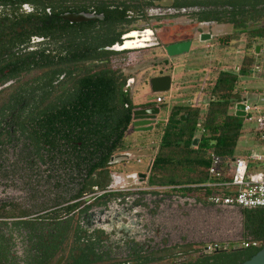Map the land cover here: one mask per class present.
I'll use <instances>...</instances> for the list:
<instances>
[{"label":"flooded vegetation","instance_id":"af4514ba","mask_svg":"<svg viewBox=\"0 0 264 264\" xmlns=\"http://www.w3.org/2000/svg\"><path fill=\"white\" fill-rule=\"evenodd\" d=\"M259 41L264 44V0H0V122L12 124V132L14 123L21 125L31 115L38 186L70 187L76 184L71 172L95 171L99 180L93 186L108 188L83 197L68 214L53 210L75 200L38 212V217L60 222L46 224L33 241L69 248L77 236L74 257L84 253L86 264L157 261L166 250L180 254L184 244H204L181 236L170 242L162 233L163 216L155 212L151 192L142 189L140 176L128 177L133 171L120 167L122 155L129 157L131 150L103 151L99 145L105 138L118 139L116 107L122 99L127 103L124 111L131 110L123 138L143 132L133 125L132 116L136 109L158 105L149 98L155 94L153 76L239 71L243 64H213L211 51L242 58L249 47L262 50ZM185 42L189 50L184 54L171 56L165 50L166 45ZM104 103L113 106L108 115L102 112ZM88 136L96 140L88 141ZM137 185L141 189L134 190ZM55 200L61 201L49 199L45 205ZM6 224L10 238L1 247L0 264H44L24 260V235L30 230L21 222Z\"/></svg>","mask_w":264,"mask_h":264},{"label":"trees","instance_id":"16d2710c","mask_svg":"<svg viewBox=\"0 0 264 264\" xmlns=\"http://www.w3.org/2000/svg\"><path fill=\"white\" fill-rule=\"evenodd\" d=\"M253 35H256L254 30ZM241 74L248 71L249 62L245 61ZM238 75L229 71H220L204 89L208 95L204 107L193 106L187 103L185 106H175L180 112L188 115L185 121L170 113L166 122L158 124L163 127L159 140L152 144L156 148L152 156V163L147 175L149 186H180L168 191L181 196L194 198L195 202L202 205H209L202 198L200 188L187 187L189 184L203 183L209 179L208 168L211 165L213 154L220 161H227L234 158L235 148L239 137L244 132L243 119L232 111L234 103L241 100L240 94L235 91ZM117 103L119 109V125L121 126L119 137L116 140L105 138L100 147L112 148L120 153L128 152L131 146L123 138V131L126 130L131 120V110L124 111V99ZM129 104V103H128ZM113 109L110 103H104L102 112L108 115ZM2 107H0V111ZM199 124V125H198ZM12 125V124H11ZM10 124L3 126L0 122V250L3 243L7 242V221L14 225L17 222L23 223L24 229H29L24 235V260H40L53 264L63 257L61 264H86L84 253L74 257L76 238L73 237L70 247L67 245H43L33 241L38 232L43 233V228L50 222H58L56 219H43L37 213L49 206H57L66 201H74L62 207L55 208L54 212L68 214L73 211L79 200L89 195H95L104 191L106 185L94 187L97 184L99 173L71 172L70 179L76 184L70 187L59 185L57 187L47 184L37 185L40 179L36 176L35 143L33 136L32 117H24L22 124L14 123V131L10 132ZM20 133L17 136V133ZM195 137L199 138L196 146L192 145ZM93 136H88L90 141ZM46 143L45 137L42 138ZM96 138H93V141ZM261 141L264 142L263 139ZM95 144V143H93ZM110 144V145H109ZM99 147V148H100ZM246 155L243 154L242 157ZM43 157V156H42ZM44 159V158H43ZM109 154L104 157V164L107 165ZM48 162V157L44 163ZM54 164L50 161V165ZM45 175V174H44ZM59 176V175H58ZM55 178H61L55 177ZM41 179H47L43 175ZM52 179V178H51ZM66 179V178H65ZM49 180V179H48ZM87 181L82 186V181ZM8 189L19 190V196L7 194ZM156 194L159 191H152ZM68 196V197H67ZM12 197V199L8 198ZM22 197V200L17 199ZM54 201L51 205H45L49 199ZM78 199V200H77ZM237 208V207H236ZM241 215L242 240L239 246L227 247L211 253H199V247L191 244H184L182 252L174 253L166 250L164 256L156 259H146L135 264H240L249 259L262 247H264V207L237 208ZM20 217L21 219H16ZM38 217V219L36 218ZM35 222L39 224L36 226ZM60 222V221H59ZM49 236V234H48ZM27 239V242H26ZM246 243V245H244ZM155 261V262H154ZM132 259H105L102 264H133ZM46 263V264H47Z\"/></svg>","mask_w":264,"mask_h":264},{"label":"rangeland","instance_id":"374dc122","mask_svg":"<svg viewBox=\"0 0 264 264\" xmlns=\"http://www.w3.org/2000/svg\"><path fill=\"white\" fill-rule=\"evenodd\" d=\"M257 34V33H256ZM263 49L259 53L252 52L251 49L247 48L246 52L240 56L232 55L234 58L231 60H225L224 54L215 53L213 50L210 53V60H213V64L216 63L215 58L218 61L224 63H243L248 64L249 77L244 82L240 81L241 89H250L255 86L264 88V70L254 71L253 68L256 62H264V44ZM251 43V47H252ZM262 74V75H261ZM193 77V76H192ZM189 77L191 83L195 82L196 78ZM263 79V80H262ZM245 80V79H244ZM187 92L186 88L180 90L171 88L169 91L161 92L160 94L164 97V103L161 106L160 115L169 116V114L177 111L173 109V103L177 102L179 96ZM156 96V94H154ZM154 95L150 96V100L154 99ZM173 116V115H172ZM243 119L244 132L239 137L237 146L234 151V155L245 154L248 155L252 152L264 154V143L261 142L260 134L255 127L254 123L245 121ZM163 127L156 124L153 129L143 131L141 133H132L131 140L126 137L125 141L134 143L131 147L133 150L130 151L128 160L123 161L120 166L123 171H140L146 168L148 158L153 156L156 148L152 147L161 135ZM135 137V140L132 139ZM145 156L142 159V163H137L135 157ZM250 171L262 170L263 162H248ZM135 187H138L135 186ZM2 188H0L1 190ZM7 194L19 196V190L8 189ZM164 195V196H163ZM152 206L156 205L155 212L161 213L163 218V230L162 233L169 239L170 242L178 239V237H184L185 240H192L194 242L206 243L209 241H218L223 247H236L239 246V241L242 240V226H241V215L236 207H216L211 205H202L195 202L194 198L178 195L171 191H160L152 196ZM157 201V203H154Z\"/></svg>","mask_w":264,"mask_h":264},{"label":"built area","instance_id":"2783aa9c","mask_svg":"<svg viewBox=\"0 0 264 264\" xmlns=\"http://www.w3.org/2000/svg\"><path fill=\"white\" fill-rule=\"evenodd\" d=\"M261 69L264 70V62H256L253 70L256 72ZM155 94L154 101L163 103L164 97L160 93ZM192 104L193 106L200 105L201 99H194ZM243 105L245 121L254 123L260 139L264 140V106L248 100L244 101ZM211 158V165L208 168L209 179L203 183L189 184L187 187L200 188L203 200L216 207H264V169L252 172L248 165L249 161L264 163V154L252 152L246 157H234L223 162L213 154ZM136 162L141 163V159L137 158ZM134 175L137 176L136 173ZM140 187L133 188L139 190ZM174 187L180 186L143 184L142 189L160 192ZM223 248L218 241H209L201 245L198 252L211 253Z\"/></svg>","mask_w":264,"mask_h":264},{"label":"water","instance_id":"95a60500","mask_svg":"<svg viewBox=\"0 0 264 264\" xmlns=\"http://www.w3.org/2000/svg\"><path fill=\"white\" fill-rule=\"evenodd\" d=\"M165 50L168 52L169 55L174 56L178 54H184L189 50V43H179V44H170L165 46ZM260 52V46H255V53ZM171 75H160V76H153L150 79V87L153 93H161L166 92L171 89ZM249 99L242 98L240 102L236 103L235 105V112L234 114L238 117H243L244 105L243 102ZM161 108L158 105H150L143 109H136L133 111V125L138 127L137 130L147 131L151 130L154 127V124H161L165 123L164 119L158 118L160 115ZM173 116L178 117L181 121H185L188 118L187 114L180 113V111H174L172 113ZM199 142V138L195 137L192 141V145L196 146ZM127 155H122L121 160H127ZM150 170V167L147 168V172ZM128 177H132V174L127 175ZM139 176L141 177V182H144L145 174L140 173ZM112 188V186L110 187ZM218 251V250H216ZM63 257L56 262V264H60ZM240 264H264V247H262L258 252H256L253 256L249 259L243 261Z\"/></svg>","mask_w":264,"mask_h":264},{"label":"crops","instance_id":"0c3cea01","mask_svg":"<svg viewBox=\"0 0 264 264\" xmlns=\"http://www.w3.org/2000/svg\"><path fill=\"white\" fill-rule=\"evenodd\" d=\"M261 51L262 50H260V52ZM224 56L226 57L225 60H231V59L234 58L233 56L228 55V54H226ZM215 60H218V58H215ZM223 61L224 60H222V63H224ZM224 64H226L228 66H233V65H236V64H240L241 65L243 63H234V64H231L230 65L229 62L228 63L226 62ZM226 71L233 72V73H236L238 75V81H237V84L235 86V91H237L240 94L241 99L242 98H247V99H249V101L251 103H256L258 105L264 106V88H262V87H260V86L257 85L254 88H250L248 90V89H241V86H239L240 85V81L243 80L245 82L247 80V77H249V73L250 72L247 71L246 73L241 74L240 73L241 72L240 70L239 71L226 70ZM217 74H213V75H202V76H193L194 78H196L194 83H191L190 80H188L189 77H191L190 79L192 80L193 77L191 75H183V76L176 75V76H172L173 77V85L171 86V88H174L175 85H177V84H181V87L178 90H180L182 88H184V89L186 88V90H187V92L185 94H183L182 96L181 95L179 96L180 98L178 99L177 102L173 103V107L174 106H185L187 103H190V105H193L192 104L193 103V100L194 99H197V98H200L201 99V104L199 106H201V107L203 106L204 107V103H206L207 98H208V95L206 94V91H205L204 88L212 83V81L214 80V78L216 77ZM261 78H264V75H262ZM154 99H155V95H154ZM163 103H156V104L162 106ZM236 103H238V102H236ZM236 103H234V105L231 108L233 112H235V105H236ZM180 113L186 114L184 112H180ZM167 118H168L167 115L166 116H162V119H164L165 122H166ZM261 142H263V141H261ZM130 150L132 151L133 149L131 148ZM242 155L243 154L236 155L235 157H242ZM143 157H145V156L135 157V160L137 158H140L141 159V163H142ZM123 161H125V160H123ZM149 163H150V165H149ZM151 163H152V156H150V158H148V162H147L146 168L144 170H140V171L134 170L133 173H131L132 176L135 173L138 176H139L140 173L145 174V179H144V182L142 184H147L148 185V183H147V175H148L149 171L147 172V168L151 166ZM262 169H264V163H263V168ZM150 192H151V199H152V196L154 195V193L152 191H150Z\"/></svg>","mask_w":264,"mask_h":264}]
</instances>
